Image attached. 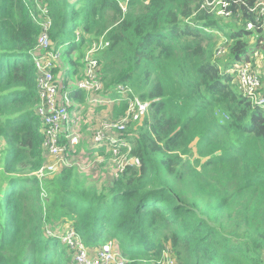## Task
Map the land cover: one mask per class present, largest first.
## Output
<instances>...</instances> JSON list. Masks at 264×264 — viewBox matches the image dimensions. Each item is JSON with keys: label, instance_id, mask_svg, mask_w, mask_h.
<instances>
[{"label": "trees", "instance_id": "16d2710c", "mask_svg": "<svg viewBox=\"0 0 264 264\" xmlns=\"http://www.w3.org/2000/svg\"><path fill=\"white\" fill-rule=\"evenodd\" d=\"M256 1L0 0V264H76L59 235L68 227L87 248L112 240L123 264H153L166 246L176 264H264V108L235 69L255 64L247 53L261 46ZM46 19L60 52L52 71L72 105L85 104L76 82L100 38L102 89L122 97L107 117L136 100L118 135L132 162L101 188L72 165L34 174L49 161L32 58ZM104 110L83 108L79 132L90 136ZM82 142L74 159L112 157Z\"/></svg>", "mask_w": 264, "mask_h": 264}, {"label": "built area", "instance_id": "2783aa9c", "mask_svg": "<svg viewBox=\"0 0 264 264\" xmlns=\"http://www.w3.org/2000/svg\"><path fill=\"white\" fill-rule=\"evenodd\" d=\"M253 9L256 11V20L264 19V0H257ZM43 13H46V11L44 10ZM48 25V19L43 21V32L37 39L36 52L32 58L37 70L36 86L40 99L36 107V114L42 123V146L49 157V161L35 171L34 174L41 180L46 176L53 175L62 167L71 166L74 162L71 152L74 151L78 143L85 139L78 130L83 108H86L88 113H92L98 106H105V110L91 116H95V119L99 120L97 123L99 128H94L88 138L89 143L91 148L93 147L94 149H99L102 146L109 149L112 153L111 158H113L116 172L121 171L126 164L132 162V159L119 154L121 148H126V152H129L130 146L118 135L120 131H123L134 114L136 100H129L124 115L118 120L112 121L107 117L113 104L119 102L122 97H111L102 89L103 84L99 77L100 66L95 54L106 46L107 42L100 38L92 41L86 48L83 56V77L76 82V87L86 92L85 104L72 105L69 92L60 88L61 85L55 79L52 71L60 59V52L51 48L45 33ZM252 27L253 22H247L246 28L250 29ZM47 48L48 50L46 51ZM258 80L259 78L249 68L248 63H242L237 68V81L244 93L263 108L264 95L258 96L261 92L254 91V85L260 84V80L259 82ZM259 86L260 90H262L261 84ZM118 89L125 94L126 89L124 87L118 86ZM64 233L62 240L77 251L75 254L76 264H109V260L113 257H115L114 264L124 263L120 254L114 250L112 240H108L106 244L97 249L98 257L96 262L88 263L83 259V244L72 228H66ZM153 264H176L172 251L168 246L165 247L160 260Z\"/></svg>", "mask_w": 264, "mask_h": 264}, {"label": "rangeland", "instance_id": "374dc122", "mask_svg": "<svg viewBox=\"0 0 264 264\" xmlns=\"http://www.w3.org/2000/svg\"><path fill=\"white\" fill-rule=\"evenodd\" d=\"M258 49H259L258 52L254 51L252 49L250 51H248L247 54L249 55V57L255 58V64H253V65L248 64V65H249V68L253 69L256 74L261 73V75L263 76L264 75V34L261 37V46L258 47ZM242 63H244V62H242V61L238 62L235 66V69L237 67H239ZM69 70H71V68ZM231 71H232V68H231ZM235 79H236V76H235ZM258 82H259V80H258ZM259 85L260 84L254 85L255 86L254 91L261 92L258 94V96H260L261 94L264 95V87L262 90H260ZM240 89H241V91H243L241 86H240ZM263 108H264V105H263ZM92 119H95V116H93ZM93 121L99 122V120H93ZM98 125L99 124L90 123L89 128L97 129V128H99ZM82 159L83 158H79L77 156L71 165L74 168H78L79 170H81L83 173H81V172L80 173L84 174L85 180L88 183H91V184L94 183L98 188H101V186H105L110 181L111 175L116 173V168L114 166L113 158H105V157H101L100 159L90 158L89 162L88 161L84 162ZM84 168L89 171L88 174L86 172H84ZM46 229L48 231L55 230V228H52L49 226H47ZM64 230H66V228H64L63 231H61L59 235H62L64 233ZM83 249H84L83 259L85 261H87L88 263H92V262L97 261L98 256L96 253L97 252L96 248H87V247L83 246ZM110 250L112 251V249H110ZM114 258L115 257H113L112 259L109 260V264H114Z\"/></svg>", "mask_w": 264, "mask_h": 264}, {"label": "crops", "instance_id": "0c3cea01", "mask_svg": "<svg viewBox=\"0 0 264 264\" xmlns=\"http://www.w3.org/2000/svg\"><path fill=\"white\" fill-rule=\"evenodd\" d=\"M98 113H101V112H98ZM93 120H97V119H92L91 121H93ZM97 123L98 122L94 121L93 124H97ZM82 135L85 138L82 143L87 146V142H89V139H88L89 138V134L87 132H84V133H82ZM82 147H84V145H82Z\"/></svg>", "mask_w": 264, "mask_h": 264}]
</instances>
